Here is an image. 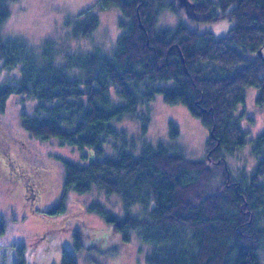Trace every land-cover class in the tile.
<instances>
[{"label": "trees", "instance_id": "trees-1", "mask_svg": "<svg viewBox=\"0 0 264 264\" xmlns=\"http://www.w3.org/2000/svg\"><path fill=\"white\" fill-rule=\"evenodd\" d=\"M10 1L0 0V27L8 20ZM97 1L121 12L123 31L112 54L100 49L67 53V63L59 65L51 54L54 41L39 57L22 39L0 38V65L19 69L10 82L0 83V113L11 95L20 104L34 99L35 113L21 114L24 130L44 142L68 144L88 159L83 164L62 158L63 196L50 211L66 208L69 191L97 192L93 186L98 185L120 193L127 207L151 206L145 217H120L99 201L89 206L126 239L129 229H138L152 245L148 264H264L258 251L264 243V131L250 142L258 163L249 178L232 177L226 164L228 152L247 144L242 115L235 113L245 103L246 88L257 87V101L264 104V54L259 53L264 50V0H191L192 15L175 28L159 27L158 20L164 10H180L177 0ZM91 8L82 9L72 24L67 21L74 37L91 36L100 26V15ZM221 19L232 24L226 35L195 28ZM110 86L125 104L112 103ZM156 94L168 104L183 103L209 128L206 158H188L177 144L165 141L145 142L140 154L121 147L100 158L109 135L129 142L111 120L130 114L146 129L151 118L139 106ZM171 127L176 138L179 130L173 122ZM217 164L224 175L218 185ZM28 184H34L32 178ZM12 246L16 264H26V244ZM63 259V264H78L68 250Z\"/></svg>", "mask_w": 264, "mask_h": 264}, {"label": "rangeland", "instance_id": "rangeland-1", "mask_svg": "<svg viewBox=\"0 0 264 264\" xmlns=\"http://www.w3.org/2000/svg\"><path fill=\"white\" fill-rule=\"evenodd\" d=\"M177 1L180 10L162 11L158 20L159 27L175 28L179 22L188 20L187 17L192 15L191 0ZM9 6L10 14L0 27V38L22 39L29 48L37 49L39 57L47 49L45 44L54 41L51 54L54 62L59 65L67 63V53L84 55L100 49L106 54H112L123 31L119 22V9L102 8L97 0H11ZM89 7H92V13L100 15L101 24L91 36L74 37L70 24L78 19L82 9ZM68 20L70 24H67ZM231 26L229 20L221 19L201 23L195 28L222 36L228 33ZM18 70L0 65V83L10 82L7 79ZM165 84L171 85V82ZM259 95L257 87H247L245 103H239L235 111L239 114L242 108L246 115L251 116L248 123L244 121L248 133L247 144L226 155L228 174L231 173L237 179L242 176L249 178L257 167L258 157L253 154L250 142L264 131V104L257 101ZM109 96L114 105L126 103L113 86H110ZM16 97L11 95L7 100L9 106L0 113V153L5 150L12 159L17 158L22 165H26L41 179L44 189L35 197L33 193L36 186L28 184V196L23 197L21 181L6 176L0 156V223L4 224L5 230L4 234H0V264H16L17 251L12 245L23 243L27 246L26 264H63L65 250L73 254L78 264H148L147 253L152 245L142 240L138 229H129L131 238L126 239L122 231L109 223L104 215L90 211L89 206L92 201L102 202L120 217L127 213L145 217L151 206L134 203L127 207L120 193H109L104 187L94 185L93 189L96 188L97 192L92 190L77 195L69 191L65 198L66 208L56 213L50 211L63 196L65 169L62 158L83 164H87L88 159L81 155L79 149L68 144L63 145L54 139L55 142H44L27 133L20 123L21 114L26 112L33 115L36 101L26 99L20 104ZM139 107V111L144 110L151 118L146 129L142 127V119L130 114L112 119L111 124L116 129L124 130L129 142L124 145L121 137L109 135L100 158L119 153L121 147L140 154L145 142L158 141L173 146L177 144L188 158H206L209 128L192 115L186 105L168 104L162 94H156L154 99L141 103ZM172 122L179 130L176 138L171 136ZM220 166H215L218 172L216 185L224 180ZM258 251L264 263V243Z\"/></svg>", "mask_w": 264, "mask_h": 264}, {"label": "flooded vegetation", "instance_id": "flooded-vegetation-1", "mask_svg": "<svg viewBox=\"0 0 264 264\" xmlns=\"http://www.w3.org/2000/svg\"><path fill=\"white\" fill-rule=\"evenodd\" d=\"M240 114L242 115L241 122L243 123V126H244L245 124L244 121L247 122L248 118H250L251 116L246 115L245 111L242 108H241ZM0 156L2 157L1 165L3 166L6 176L9 177V179L11 180H14L16 178L17 180L21 181V185L24 189L23 197L26 198L28 196L27 183H28L29 178L33 179L34 184L36 186V191L33 193V196L37 197L41 194L42 190L44 189V186H43L41 179L37 175H34L32 171L26 168V165H22L17 160V158L12 159V157L8 155L7 151L2 150L0 153Z\"/></svg>", "mask_w": 264, "mask_h": 264}, {"label": "water", "instance_id": "water-1", "mask_svg": "<svg viewBox=\"0 0 264 264\" xmlns=\"http://www.w3.org/2000/svg\"><path fill=\"white\" fill-rule=\"evenodd\" d=\"M259 53H260V55H262V54H263V50L260 49ZM183 61H184V59H183ZM185 70L187 71V68H186V67H185ZM204 110H205V109H204Z\"/></svg>", "mask_w": 264, "mask_h": 264}]
</instances>
